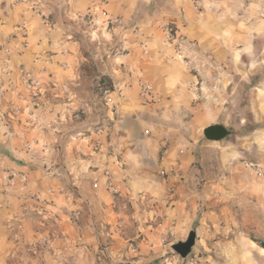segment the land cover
Returning <instances> with one entry per match:
<instances>
[{"label": "crops", "instance_id": "obj_1", "mask_svg": "<svg viewBox=\"0 0 264 264\" xmlns=\"http://www.w3.org/2000/svg\"><path fill=\"white\" fill-rule=\"evenodd\" d=\"M252 19L264 0H0V264H178L171 246L192 230L193 264H264L229 204L264 203L250 181L264 157L236 155L226 186L192 176L200 59L234 56L226 43L248 41ZM169 26L196 48L175 50ZM237 138L221 146L249 148Z\"/></svg>", "mask_w": 264, "mask_h": 264}, {"label": "rangeland", "instance_id": "obj_2", "mask_svg": "<svg viewBox=\"0 0 264 264\" xmlns=\"http://www.w3.org/2000/svg\"><path fill=\"white\" fill-rule=\"evenodd\" d=\"M256 21L258 22L257 18ZM256 21L252 19L250 25L243 27L246 29L245 33H249L248 41H229L226 43L234 56H230L224 63L214 64L207 60L206 56L210 54L204 52L205 58L200 59L199 62V67L202 70V84L205 86L204 93L206 95L208 93V96L203 98V107L200 112L201 120L193 124V129L198 135L193 140L199 142V147L204 145V151L203 154L197 155L196 169L192 176L199 177L202 184L211 178H218L222 180L223 186H226V181L231 174L227 170V165L230 161L238 160L239 158L236 156L238 154L245 153L244 161L247 160V162H256L264 157V134L256 133L258 130L264 131V23L257 24ZM169 27L178 31L176 26ZM233 30L235 34L242 32V30L235 28ZM185 38L186 42L180 45L176 41L173 48L178 52L182 50L184 45L191 44L196 48L194 43L189 42L187 37ZM170 43L173 44V42ZM223 68L228 71V75L223 71ZM252 83L254 86L246 87V85L251 86ZM100 92V90L97 91L98 96L104 98ZM212 94H216V97L214 98ZM188 117L192 118L194 114L189 112ZM214 123L223 124L230 129L231 135L223 141L236 143L240 141L237 137L246 135L248 138L245 140L250 143L249 148L246 149L242 146L231 150L226 146H221L223 141H208L204 137L203 130ZM187 128L189 129L187 133H192V125L191 128L189 125ZM251 167L256 169L254 166ZM257 172H253L255 177L250 181L254 183L253 187H257V191H260L263 186L264 173L260 170ZM255 193L257 195L258 192ZM229 204L234 213L233 222L236 229L244 231L259 247H262L260 244L264 243V203L251 201L249 205L245 203L242 205L238 202ZM172 252L178 255L173 250ZM193 257L194 252L192 251L190 256L184 260L185 263ZM180 259L178 264L183 261L181 257ZM188 262L189 264L194 263L191 260Z\"/></svg>", "mask_w": 264, "mask_h": 264}, {"label": "built area", "instance_id": "obj_3", "mask_svg": "<svg viewBox=\"0 0 264 264\" xmlns=\"http://www.w3.org/2000/svg\"><path fill=\"white\" fill-rule=\"evenodd\" d=\"M92 1L96 3V5H101L103 2V0H92ZM101 18H102V23L106 24L107 27H112L117 23V20L115 18L110 17L105 10L101 12ZM90 19L94 20L95 16L91 15ZM167 33H168L169 42L177 41L179 45L186 42V38L183 35H179L178 31L172 27H169L167 29ZM9 74L14 75L13 71L9 72ZM22 79L25 81L26 87L32 96H37L38 93H40V83L36 79H34L31 75L22 71ZM2 91H3V87L0 86V92ZM143 91H144V95H147L151 97L153 101H156V97L153 93V89L151 85H144ZM111 92L112 89L109 88L102 89V96L104 98H107L111 94ZM75 117L78 118L79 115L76 114Z\"/></svg>", "mask_w": 264, "mask_h": 264}, {"label": "water", "instance_id": "obj_4", "mask_svg": "<svg viewBox=\"0 0 264 264\" xmlns=\"http://www.w3.org/2000/svg\"><path fill=\"white\" fill-rule=\"evenodd\" d=\"M204 137L208 141L221 142L231 135L230 129L223 124H213L203 130ZM196 245V230H192L186 241L175 242L171 248L183 260H186Z\"/></svg>", "mask_w": 264, "mask_h": 264}, {"label": "trees", "instance_id": "obj_5", "mask_svg": "<svg viewBox=\"0 0 264 264\" xmlns=\"http://www.w3.org/2000/svg\"><path fill=\"white\" fill-rule=\"evenodd\" d=\"M256 79V77H254ZM245 86V85H244ZM252 86H254V83L251 84V86H247V88H251ZM106 88H109V89H112L113 90V85L111 84V82L107 79V78H102L100 80V94L102 96V89H106ZM247 104V103H246ZM245 129V127H243ZM263 248H264V243H261L260 244Z\"/></svg>", "mask_w": 264, "mask_h": 264}]
</instances>
